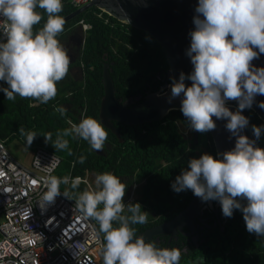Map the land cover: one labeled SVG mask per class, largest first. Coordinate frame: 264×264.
<instances>
[{
	"label": "clouds",
	"instance_id": "clouds-1",
	"mask_svg": "<svg viewBox=\"0 0 264 264\" xmlns=\"http://www.w3.org/2000/svg\"><path fill=\"white\" fill-rule=\"evenodd\" d=\"M38 8L46 11L47 20L34 31L42 19ZM62 11L63 0H0V81L8 85L0 86V92L7 100L19 96L46 104L57 96V83L66 77L72 63L68 49L58 39L66 23L59 15ZM195 12L186 52L193 70L187 76L181 72L178 80L173 78L171 98L183 94L180 111L191 129L205 133L217 127L213 117L224 119L236 143L217 157L205 153L192 158L171 187L177 193L192 190L204 202L219 201L225 217L240 210L246 230L264 238V148L256 146L264 125L252 126L256 140L240 134L249 125L243 110L252 107L257 95H264V67L252 64L264 54V0H198ZM125 18L129 22L126 14ZM186 79L192 81L191 86H186ZM229 100L238 101L235 112L227 106ZM259 107L264 109V101ZM55 111L64 116L67 110L57 106ZM68 123L70 127L57 131L55 140L51 132L44 134L46 143L71 155L67 138L78 137L92 150H103L108 138L103 122L85 117L78 124ZM20 131L29 148L38 134ZM85 160V156L79 158L81 164ZM56 165L54 156L44 167L48 176L42 201L47 206L61 195V184L70 183L72 190L81 184L79 177L52 175ZM94 183V189L85 188L74 200L83 216L99 225L103 264H180V249L161 248L136 235L132 226L146 224L148 211H142L138 202H124L127 186L118 176L97 174ZM63 195L73 199L67 189Z\"/></svg>",
	"mask_w": 264,
	"mask_h": 264
},
{
	"label": "trees",
	"instance_id": "trees-1",
	"mask_svg": "<svg viewBox=\"0 0 264 264\" xmlns=\"http://www.w3.org/2000/svg\"><path fill=\"white\" fill-rule=\"evenodd\" d=\"M77 10L72 0H63V11L59 15L65 18ZM37 11L42 19L34 26V31L42 28L47 20L44 9L38 8ZM81 22L91 26L85 33L84 50L76 63L84 70L83 81L75 80L68 72L57 83V96L46 104L19 96L14 101L7 100L5 93L0 92V140L6 144L20 141L27 146L26 137L20 130L36 132L38 135L29 149L34 151L42 147L61 157L57 177L67 175L86 179L90 173L96 176L111 172L122 182L126 181L125 194L134 180L138 183L145 181L139 192L141 199L134 202L142 205V211H148L146 224L132 226L139 235L152 226L173 220L189 206L196 197L192 190L177 193L171 185L182 170L188 168L192 158H199L205 153L217 157L216 148L209 131L198 132L193 140L183 136L180 126L184 129L190 127L181 111L171 112L164 120L143 126L116 122L124 142L105 128L108 138L103 150H92L87 141L78 137L67 138L71 155L66 150L56 151L51 142L46 143L43 135L51 132L55 140L57 131L70 127L69 120L74 124L85 117L100 121V107L105 94V62L111 64L117 97L124 101L140 94L146 96L147 93L158 92L167 82L163 80L167 78L169 62L163 48L150 35L120 23L98 8H92L66 23L58 39L66 37ZM72 67L69 66V71ZM0 86L8 87L3 81H0ZM57 106L66 108L64 116L55 111ZM243 112L249 118L251 129L253 125H264L253 111L246 108ZM258 142L264 148V133ZM99 151H104L103 155ZM81 156L86 157L83 164L79 162ZM61 186L64 191H69L73 200L78 192L89 187L86 183H81L76 190L64 184ZM124 202L128 203L126 199ZM205 245L209 247L204 264H264V238L246 230L240 210H234L224 228L216 227L211 233V240ZM192 260L193 257L186 262L191 264Z\"/></svg>",
	"mask_w": 264,
	"mask_h": 264
},
{
	"label": "water",
	"instance_id": "water-1",
	"mask_svg": "<svg viewBox=\"0 0 264 264\" xmlns=\"http://www.w3.org/2000/svg\"><path fill=\"white\" fill-rule=\"evenodd\" d=\"M197 5L198 0H91L88 5L65 17L66 23H68L92 8H98L120 23L150 35L165 51L170 66L167 73V83L158 92L147 93L146 96L140 94L126 101L117 97L111 64L105 62L103 66L105 94L100 107V121L120 142L123 143L124 140L115 125L116 122L128 126H143L160 122L171 112L180 111L183 94L180 97L171 98V86L173 78L178 80L181 72L187 76L193 70L191 59L186 52L191 43L189 33L195 27L193 19L196 15L195 8ZM125 14L129 22L125 18ZM252 64L257 68L264 67V54L254 59ZM80 69L84 73L82 67ZM185 83L186 86H191L192 81L186 79ZM261 101H264V95H257L252 107L248 109L257 114L264 122V109L259 107ZM227 106L235 112L238 109V101L229 100ZM213 119L216 121L217 127L209 132L218 156V154L234 148L236 137H233L226 129L227 120H217L215 117ZM240 134L247 135L251 140H256L250 123ZM256 146L260 147L258 140H256ZM99 154L102 155V151H99ZM215 201L204 202L196 196L189 206L173 220L138 236L150 241L155 237L165 235L171 237L180 233L185 235L186 228L189 229L190 233H193L194 222L203 215V208L209 205L213 206Z\"/></svg>",
	"mask_w": 264,
	"mask_h": 264
},
{
	"label": "built area",
	"instance_id": "built-area-1",
	"mask_svg": "<svg viewBox=\"0 0 264 264\" xmlns=\"http://www.w3.org/2000/svg\"><path fill=\"white\" fill-rule=\"evenodd\" d=\"M90 1L72 3L81 9ZM80 26L85 33L91 29L84 22ZM54 156L57 165L51 174L56 176L62 164L58 155L38 147L33 151L31 167H26L0 140V216L4 218L0 225V264H100L94 253L98 250L102 254L103 247L98 223L84 217L75 200L65 197L63 191L48 206L42 201L48 176L44 167ZM80 179L91 187L87 179Z\"/></svg>",
	"mask_w": 264,
	"mask_h": 264
},
{
	"label": "flooded vegetation",
	"instance_id": "flooded-vegetation-1",
	"mask_svg": "<svg viewBox=\"0 0 264 264\" xmlns=\"http://www.w3.org/2000/svg\"><path fill=\"white\" fill-rule=\"evenodd\" d=\"M71 61L73 62V69H79L80 67L76 65L77 61L79 60V52L76 48L75 52L70 54ZM79 78V75L77 76ZM163 81H168L167 78ZM167 83V82H166ZM103 155V152H102ZM229 217H225L222 214V206L219 201H215L213 206H205L203 208V215L194 222V232L190 233L189 229H185V235L180 233L174 237L169 235L155 237L150 241L156 242L157 245L161 248H178L181 250V260L183 263L189 264L188 261L193 257L191 264H199L201 260L204 261L205 254L207 252V245L205 243L211 240V233L215 231L216 227H224L228 221ZM169 222V221H168ZM167 223V222H165ZM164 224V223H163ZM159 226V225H158ZM156 227L152 226L145 230L143 233L151 230L152 228ZM139 234V235H141ZM187 234V235H186ZM138 236V235H137ZM208 244V243H207ZM204 247V248H203ZM188 249L187 252L184 250ZM195 255L198 257L194 258Z\"/></svg>",
	"mask_w": 264,
	"mask_h": 264
},
{
	"label": "rangeland",
	"instance_id": "rangeland-1",
	"mask_svg": "<svg viewBox=\"0 0 264 264\" xmlns=\"http://www.w3.org/2000/svg\"><path fill=\"white\" fill-rule=\"evenodd\" d=\"M83 32H84L83 29L78 30L77 31L78 35L75 36L73 41L67 40L65 43L61 42L68 49L69 56H71L70 54H72V52H75L77 48L79 52L78 59H80V55L83 52L84 40H85V35H84L85 32L84 33ZM71 62L73 63L74 61ZM180 131L187 140H193L194 137L196 138L197 131L191 128L184 129L182 128V126H180ZM6 147L8 152L15 160L25 165L26 167H31L33 150L29 149L26 145H24L20 141H14L9 144H6ZM189 147H191V144L189 145ZM95 177L96 176L93 173H90L87 176V180L93 189L95 188V183H94ZM125 182L126 181L124 180L123 183ZM144 184L145 181H141L138 183V181L134 180L132 187L125 194L124 199H126L128 203H134L135 201L141 199V194L139 192L143 188ZM60 190L64 192V187L61 185H60ZM3 222H4V218L0 216V225L3 224ZM94 253L97 254L96 257L98 258V262L102 264L101 262L103 260L102 254L98 250H95Z\"/></svg>",
	"mask_w": 264,
	"mask_h": 264
},
{
	"label": "crops",
	"instance_id": "crops-1",
	"mask_svg": "<svg viewBox=\"0 0 264 264\" xmlns=\"http://www.w3.org/2000/svg\"><path fill=\"white\" fill-rule=\"evenodd\" d=\"M80 29H82V27L81 26H78L76 29H74L71 33H69L66 37H64L63 39H61L60 40V42H63V43H65L67 40L68 41H73L74 40V38H75V36L76 35H78L77 34V31L78 30H80ZM84 33V32H83ZM84 35H85V33H84ZM83 35V36H84ZM70 66H73V63H71L70 64ZM74 68V66L71 68V70L69 71V74L72 76V77H74V79L75 80H77V81H83V77H84V73H82L81 72V69L79 68V69H73ZM83 69V68H82ZM79 75V78H77V76Z\"/></svg>",
	"mask_w": 264,
	"mask_h": 264
}]
</instances>
